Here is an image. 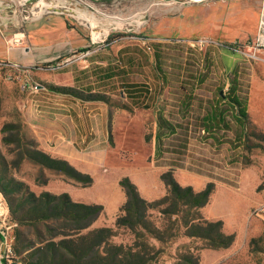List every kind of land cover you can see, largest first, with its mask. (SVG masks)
<instances>
[{
  "label": "rangeland",
  "instance_id": "374dc122",
  "mask_svg": "<svg viewBox=\"0 0 264 264\" xmlns=\"http://www.w3.org/2000/svg\"><path fill=\"white\" fill-rule=\"evenodd\" d=\"M24 1L0 0L4 18L18 22L13 25L16 31L24 9H35L40 0L22 6ZM44 1L57 3L45 13L70 11L77 17L87 13L82 2L92 4L99 26L109 25L110 35L102 48L88 54L77 51L52 68L41 67L42 79L27 80L18 69L0 65V258L4 256L6 264H30L44 257L75 262L71 251L76 250L82 262L106 264L114 256L127 259L129 253L146 252V264H188L182 258L185 249L193 248L189 264H196L200 257L195 250L206 242L196 238L185 244V222L190 227V221L201 217L202 199L196 193L211 182L243 214L239 252L218 264H264V215H248L258 214L264 201V98L252 96L253 85L264 88V54L255 47L264 0L259 18L251 20V32L245 34L223 33L218 13L223 0ZM66 1L80 6L71 8ZM93 31L96 37L97 28ZM107 67L113 76L104 79ZM234 76L247 102L248 123L243 128L221 100ZM127 83L151 94L143 100L148 108L132 105ZM37 99L47 106L55 100L66 106L102 101L109 107L107 152L95 176L38 148L26 114ZM215 109L223 114L224 124L208 129L211 123L204 117ZM160 114L170 134L164 132L157 143ZM111 182L120 187L125 202L108 216L103 213L108 191L114 193ZM132 187L147 205L132 198ZM63 188L89 189L97 199L74 202L60 191ZM43 194L50 195L49 205ZM62 194L83 208L53 201ZM62 205L69 217L60 215ZM11 210L30 216L47 213L50 219L19 226ZM230 219L227 225L232 227ZM17 236L19 246L28 245L20 256L12 250Z\"/></svg>",
  "mask_w": 264,
  "mask_h": 264
},
{
  "label": "crops",
  "instance_id": "0c3cea01",
  "mask_svg": "<svg viewBox=\"0 0 264 264\" xmlns=\"http://www.w3.org/2000/svg\"><path fill=\"white\" fill-rule=\"evenodd\" d=\"M223 1V4L219 5L218 12L223 33H250L249 24L252 25L251 20L254 17L255 21L259 18V3L262 0ZM66 2L71 8L80 6V3ZM82 4H84L83 9L85 10H80L87 13H82L78 17L70 11H48V13L24 22L19 31L13 29V19L10 21L8 17L4 18L3 11L5 9L0 7V65L18 69L19 76L27 80L30 78L42 79L41 67L44 65L69 59L77 51H92L96 47H104L106 45L104 41L110 35V32L106 30L110 26L102 23L99 26L95 14L98 13L97 8L92 4L83 2ZM249 4L250 7L247 6ZM89 18L95 23L92 24L91 20L87 21ZM258 23L259 21L256 25L257 30ZM96 28L97 36L94 37L90 31ZM250 28L252 27L250 26ZM253 91L252 96L256 99L259 96L264 98V88L261 89V87L253 85ZM32 102L31 106L27 107V123L38 148L52 157L68 161L82 172L95 176L99 161L105 158L107 152L109 107L102 101H77L76 104L68 106L60 104L59 101L57 103L55 100L48 103V106L45 100L37 99ZM95 110L99 112L94 113ZM105 177L107 178V176ZM112 186L114 188V185ZM60 191L67 193L72 201L78 203H89L91 200L96 201L97 199L96 194L89 189L79 191L74 188H63ZM113 191V194H110L109 191L107 193L105 198L107 204H104L103 215H115L117 209L125 202L120 187L117 189L115 186ZM142 197L149 200L154 198ZM230 204L225 192L216 187L209 202L200 209L202 220L219 222L221 233L231 236L232 240L227 246L212 247L206 243L195 250L200 257L198 264H218L239 252L237 245L241 237L242 221L239 217L243 214L240 209ZM225 210L226 212L223 213ZM247 213L248 211L244 213V218H247ZM248 215L252 219L263 216L262 214L251 215L250 211ZM229 218L234 222L232 227L227 225ZM96 225L98 226V221L95 223ZM184 238L185 244L189 245L193 240L197 242L199 239L190 236H184ZM186 250L193 252L194 249L187 248Z\"/></svg>",
  "mask_w": 264,
  "mask_h": 264
},
{
  "label": "trees",
  "instance_id": "16d2710c",
  "mask_svg": "<svg viewBox=\"0 0 264 264\" xmlns=\"http://www.w3.org/2000/svg\"><path fill=\"white\" fill-rule=\"evenodd\" d=\"M56 63L44 65L43 67H48V66L53 67L54 65H56ZM155 66H156L157 72L160 74L161 70L157 67V63L155 64ZM104 70H105V72L102 74L104 79L113 76L112 73L108 71L109 67H107L106 69L104 68ZM162 80H163V77H162ZM124 88L127 91L126 97L129 98V100L131 101L133 106L141 105V107L144 109L148 108L147 104L144 103V101H143V100L148 101L151 98V94L149 92H147V90H145L144 93H141L138 91L140 87L136 86L133 83L125 84ZM52 90L53 91H55V90L59 91V89H56V88L52 89ZM90 91L91 90H89V92ZM239 91H240L239 82H238V79H236V76H234V78L231 81L230 87L228 89V93L226 95H221V100L226 103V106L229 109L234 111V113L236 114L235 120L240 124V127L243 128L248 123L247 102H246V99L243 100L241 98ZM104 102H106V101H104ZM122 108L129 110V108L126 105H123ZM204 119H205V121L211 123V125H208V129L212 128L214 125L224 124L223 114H221V112L219 110H216V109L212 110L208 115H206V117H204ZM166 130L170 131L168 129V123L160 114L158 117L157 143L161 142L162 136ZM168 131L165 132V134H170V132H168ZM35 151H37V150L35 149ZM213 190H214L213 183H208L202 191H199L196 193V196L202 199L201 207L205 206L208 203L209 198H210L211 194L213 193ZM131 195L135 201L141 203L142 205H144V204L147 205V202L144 201L143 199H141V197L138 195V192L136 191V189L134 187L131 188ZM41 197L44 198V201L47 205L50 204L47 202V198H50L49 194H43ZM52 199H53V201L55 199H59L61 204H64L68 208H70V207L71 208H80V209L83 208V205H81V204L72 203L69 200L68 196L64 195V194L57 196V198L52 197ZM65 206L62 205V212L60 213V215H63L64 217H69L70 213H67L64 211V209L66 208ZM8 207H9V204H8ZM9 209H10V207H9ZM47 209H48V207H47ZM16 214L17 213H15L14 211H12V210L10 211L11 219L19 226H22L27 222L50 219L49 214L41 213V212L34 213L33 216H30L29 214H26V213L24 215L23 214H17L16 215ZM195 220H197L198 222L195 223ZM200 220L202 222H200ZM189 226L190 227H188L187 222H185L186 234L189 233L188 236L202 239L207 243V245L212 246V247L227 246L230 244V242L232 240L231 236H226V235L221 233L219 222H208V221L202 220V218L199 216L198 218L190 221ZM213 228H216V229L213 230ZM188 230L191 232H188ZM0 241H3V237L1 235H0ZM19 242H22V241H19L18 236H17L15 239V243L12 245V250L16 254V256H20L21 250L28 246V245H25V246L20 245L19 246ZM132 252H134V251L132 250ZM71 254L75 258V262H70V261L64 260V259L56 261L55 258L47 260V258L44 257V258H36L33 261H31L30 264H87L86 262L80 261L79 258L81 256V254L78 251H76V250L71 251ZM191 258L192 259L194 258L193 253L190 252L189 250H186L185 255L182 259H184V261L189 264L191 262ZM21 261H26V260L21 258ZM146 263H147L146 252H143V253L138 252V253H136V256L129 253L127 259L124 256H119V255L116 257L114 256V258L112 257L111 260L106 264H146ZM0 264H6V259L4 256H1ZM196 264H198V262Z\"/></svg>",
  "mask_w": 264,
  "mask_h": 264
},
{
  "label": "built area",
  "instance_id": "2783aa9c",
  "mask_svg": "<svg viewBox=\"0 0 264 264\" xmlns=\"http://www.w3.org/2000/svg\"><path fill=\"white\" fill-rule=\"evenodd\" d=\"M193 1H200V0H193ZM27 2H28V0H25L24 3L22 4V6H25ZM33 8L34 7L31 6L28 9H24L25 15L23 17V21H21L22 24H19V26H21L20 29L23 27L24 22H26L30 19H33L35 17H38ZM43 14H45V13H43ZM43 14H41V15H43ZM17 24H18V22L16 21L14 26H17ZM91 32L94 34L93 29H92V31H90V33ZM255 47H256V49L262 51V53L264 54V6H263L262 12L260 14V18H259L258 30H257V40H256ZM90 51L91 50L85 51V54H88ZM49 67L51 68L52 66H49ZM257 212H258V214L264 215V201L257 208Z\"/></svg>",
  "mask_w": 264,
  "mask_h": 264
},
{
  "label": "bare ground",
  "instance_id": "6f19581e",
  "mask_svg": "<svg viewBox=\"0 0 264 264\" xmlns=\"http://www.w3.org/2000/svg\"><path fill=\"white\" fill-rule=\"evenodd\" d=\"M60 3H61V1H60ZM56 5H57V3H47L44 0H40L36 4L34 10H36L38 12V14L35 12L38 16H41V14L47 12V10L54 8V6H56Z\"/></svg>",
  "mask_w": 264,
  "mask_h": 264
}]
</instances>
